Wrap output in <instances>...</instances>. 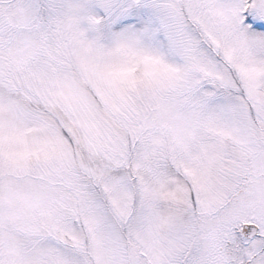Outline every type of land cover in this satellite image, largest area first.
<instances>
[{"label": "snow or ice", "instance_id": "obj_1", "mask_svg": "<svg viewBox=\"0 0 264 264\" xmlns=\"http://www.w3.org/2000/svg\"><path fill=\"white\" fill-rule=\"evenodd\" d=\"M0 264H264V0H0Z\"/></svg>", "mask_w": 264, "mask_h": 264}]
</instances>
